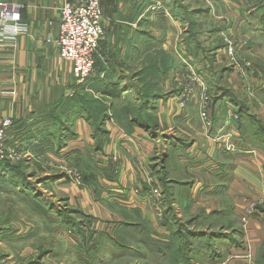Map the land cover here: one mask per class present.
Listing matches in <instances>:
<instances>
[{
	"label": "crops",
	"instance_id": "0c3cea01",
	"mask_svg": "<svg viewBox=\"0 0 264 264\" xmlns=\"http://www.w3.org/2000/svg\"><path fill=\"white\" fill-rule=\"evenodd\" d=\"M167 1L101 0L105 35L99 42L100 49L103 54L109 56L107 69L113 80L118 82L115 84L110 81L108 74L103 71L98 74L102 78L97 77L94 80L96 86H90L89 89L95 96H109V92H115V95L119 96V105L115 103L116 97H107L111 98L114 116L112 123L105 125L108 133L102 147V158L115 155L121 165L115 182L103 180L105 185L101 184L102 194L108 196L104 192L110 190L112 193L109 196L118 197H113V201L122 204V199L119 198L127 194V185L133 187L134 184L143 183L152 171L153 174L157 173L159 181L163 176L166 178L164 182L161 181L170 205L165 216L166 222L169 217H175L182 222L191 217L199 220L201 217L211 219L218 216L224 222L234 220L238 224L244 216L245 208L256 206L258 196L263 195L264 155L252 145L246 144L239 152L233 153L214 144L212 139L222 134L232 135L233 141L239 143V134L231 126L227 116V110H233L230 100L218 98L219 103L212 104V127L207 135L201 128L197 112L194 113V104H190V107L181 112L173 107L175 93L166 92L167 82L157 85L154 89L153 85L149 84L146 90L149 95L155 94L156 98L147 104L142 117L146 120L154 115L155 127L151 128L135 121L134 110L139 105L137 93L140 89L124 76L127 72L120 71L126 67V62L148 54L145 51L144 54L141 53V47L145 44L161 42L163 53L175 56L169 43L176 41L180 32L184 33L179 28L183 17L177 4L169 5ZM0 2L16 8L15 20L21 29L0 48V122L5 119L12 121V126L6 133L5 145L8 153L16 152L20 160L26 162L28 171H33V160L43 162L42 155L45 159L52 160L63 154L84 155L87 147L92 145L91 128L81 115L74 117L72 110L67 111L64 105L65 99L74 91V80L69 65L59 59L54 46L58 32V9L64 0ZM243 22L245 20L240 18V23ZM158 25L163 28L153 29ZM178 63L177 60L175 67L166 72L169 74L170 71L172 73L177 70ZM239 78L240 75L235 70H224L222 73L219 71L216 80L210 78L215 83H209L216 89L229 85L235 90ZM125 81L130 85L122 86ZM216 83L218 85H215ZM132 91L136 92L132 98L133 105L132 108H127L130 112L125 114L123 95ZM166 94L172 97L168 99ZM64 111L68 115L62 118ZM120 113L121 115H118ZM69 134L74 136L73 139H70ZM41 157L42 160H38ZM150 164H157L156 168L151 170ZM0 173L7 175L10 172L8 168L2 167ZM45 176L49 174H43V177ZM58 181L59 179L55 180L54 184ZM165 181L169 183L165 184ZM69 186V204L78 201L83 213H86L84 208L94 204L87 188L75 187L73 184ZM261 220L253 217L248 221L247 227L249 226L250 230L244 234H248L250 242L244 249H240L246 253V259L248 255L251 258L248 251L256 250L264 240V226L261 225ZM226 227L223 225V230L216 234L227 235ZM162 229L169 230V227L162 226ZM192 230L205 231L197 227ZM29 235L23 231L3 234V229L0 228V264H21L25 256L23 252L18 251H22V241L30 240V237H27ZM223 246L226 244L223 243Z\"/></svg>",
	"mask_w": 264,
	"mask_h": 264
},
{
	"label": "rangeland",
	"instance_id": "374dc122",
	"mask_svg": "<svg viewBox=\"0 0 264 264\" xmlns=\"http://www.w3.org/2000/svg\"><path fill=\"white\" fill-rule=\"evenodd\" d=\"M167 4H177L183 17L179 28L184 33L180 32L176 41L169 43L170 46L172 45L175 56L165 55L161 42L145 44L141 47V53L144 54L145 51L148 54L126 62V67L120 71L127 72L124 76H127L132 83L136 84V88L140 89L137 93L138 98H143L144 94L148 93L146 88L149 84L153 85L152 89H154L157 85L167 82L166 92L175 93L173 107L184 112L186 107L194 104L196 106L194 113L197 112L201 128L208 135L212 127V104L219 103L216 97L217 89L210 83H215L213 80L218 78L220 68L227 72L235 70L240 75L235 90L229 85H224L221 89L228 90L237 98V102L245 106L248 117L258 120L264 129V0H168ZM260 9L261 12L258 11ZM240 18L245 22L240 23ZM192 22H196L197 26ZM159 26L153 29L161 30L163 27ZM190 35L193 43L187 45L186 40ZM108 58L109 56L101 51L99 44L94 58L92 78L81 85L76 84L73 78L74 91L67 97V99L73 98L77 94L99 100L107 105L105 125L112 123L114 116L111 98H107L109 96L106 95L95 96L96 94H92L89 88L94 85L97 77L102 78L98 74L103 71L108 74L110 81L117 84L118 81L113 80V76L107 69ZM172 60L175 64L178 60L179 65L177 70L172 73L170 71L168 74L165 69ZM210 78L213 80L211 81ZM128 85H130L128 81H125L122 86ZM135 93L132 91L123 95L125 109L132 108V98ZM168 95L170 94H166L165 97H172ZM205 97L209 98H207L208 101ZM141 98L139 100H142ZM118 102L119 96L116 95V105H119ZM235 110L234 107L233 110H227V116L231 126L239 134L236 126L238 116ZM67 115L65 112L62 118ZM97 119L99 122V117ZM88 125L93 135V126ZM247 127V130H252V126ZM68 136L70 139L74 137L72 134ZM238 138L239 143H236L232 135L222 134L212 140L217 147L227 152L237 153L246 145L240 135ZM97 140L91 136L92 145L87 147L84 155L65 156L63 154L57 155L54 160L45 159L42 155L43 162L33 160L31 163L33 171L26 170V162L20 158L7 159L11 164L19 162L13 165L16 172H10L7 175L0 173V228L3 229V234L18 231L30 234L27 236L30 240L22 241L24 242L22 251H18L23 252L25 256L21 264H171V258L176 264H264V240L256 250L248 251L251 254V258L248 255L249 259H246V253L240 250L244 249L245 245L248 246L250 242L247 237V231L250 230L249 226L247 227L249 219L258 217L262 219L261 225L264 226V192L261 196L257 195L259 201L256 206L245 208L244 216L240 218L238 224L234 220L224 222L217 215L216 218L211 219L201 217L197 220L191 217L185 221H179L191 230L196 227L200 230L205 229L201 233L206 236L221 232L223 225L228 229V234L223 235L225 239H221L226 246L217 239L213 243L198 247L199 254L190 258L183 255L181 251L183 242L181 238L175 237L170 240L171 233L176 231L174 226L170 227V224L173 225L176 219L169 217L170 219L168 218L166 222L165 216L170 205L161 185V181L164 182L166 178L163 176L159 181L157 173L153 174L151 171L143 183L139 182L133 187L127 185V194L119 198L122 199L123 205L113 201V197L117 196H109L112 191L104 192L108 196L102 194V185H105L103 180L115 182L121 165L115 155L105 159L102 158L104 157L102 151H95ZM256 149L264 155L263 150ZM42 157L38 160H42ZM90 164L94 165L96 171L103 170L105 177L96 172L95 179L89 183L84 182V179L91 174L89 169L87 170ZM156 165L150 164V169H155ZM2 167L0 166V172ZM43 174H49V176L43 177ZM75 176H78V182H75ZM53 179H59L56 185ZM147 180L156 183L164 197L162 218L153 219L151 222L139 208L134 207L135 204L132 203L134 195H131L139 189L144 191L147 188L146 184L144 185ZM69 184L87 188L94 204L84 208L86 213H83L78 201L69 204L71 192ZM122 189L126 190L124 187ZM73 199L75 201V198ZM129 199L130 202H128ZM146 208L147 206L143 207L145 211ZM119 222L138 223L144 227L145 231H148L146 244L142 245L139 242L140 239L137 242V239L132 237L134 236L132 233H126L122 227H118ZM162 226H168L169 230H163ZM245 232L247 233L244 234ZM23 237L26 238L25 235ZM116 237H119L120 241L125 238L122 247L117 244ZM205 242H208L207 239ZM174 250L177 252L173 255ZM167 254L171 257L169 258ZM245 260L248 261L245 262Z\"/></svg>",
	"mask_w": 264,
	"mask_h": 264
},
{
	"label": "built area",
	"instance_id": "2783aa9c",
	"mask_svg": "<svg viewBox=\"0 0 264 264\" xmlns=\"http://www.w3.org/2000/svg\"><path fill=\"white\" fill-rule=\"evenodd\" d=\"M100 3L101 0H64L58 9L59 24L54 46L59 59L70 66L76 84L81 85L92 78L94 57L99 41L105 35ZM15 11L14 6L0 2V48L21 31L15 20ZM202 116L205 117L204 114ZM11 126L10 119L0 122V165L9 158H19L16 152L8 153L5 145L6 133ZM75 182H78V176H75ZM145 184L147 188L144 191L139 189L134 192L132 203L151 222L162 218L164 197L152 180H147ZM146 206L145 211L143 207Z\"/></svg>",
	"mask_w": 264,
	"mask_h": 264
},
{
	"label": "trees",
	"instance_id": "16d2710c",
	"mask_svg": "<svg viewBox=\"0 0 264 264\" xmlns=\"http://www.w3.org/2000/svg\"><path fill=\"white\" fill-rule=\"evenodd\" d=\"M261 10V9H260ZM191 35L189 36V38L186 40V44L189 45L192 42V38H190ZM95 58V57H94ZM172 59V58H171ZM175 61L172 60L170 62V64L168 65V67L165 69L166 71L169 70L170 68H172V66H175ZM95 66V64H94ZM224 70L222 69L220 71V73H222ZM218 92V94H216L217 99L218 98H227L230 100L231 104L233 105V107L236 109V114L238 116V120L236 122V126L238 127V131H239V135L243 141L244 144H251L253 145V147L261 149L264 151V129L261 125V123H258V120L256 119H251L248 117V115L246 114L245 111V106L240 103L237 102V98H235L230 92H228V90H224V89H217L216 90ZM109 96L116 97L115 92H109L108 93ZM74 96L73 98H66L64 101V105L67 108V110H72L73 116L77 117L79 115H81L84 120L90 124L91 126H93L94 129V136L92 135V137L96 140V146H95V151L99 152L102 151V147L104 145V143L106 142L107 139V130L105 128V121L107 119V110L108 107L107 105H104L101 101L99 100H94V99H90V98H85L84 96L81 95H77ZM158 95V94H157ZM141 98V97H139ZM156 95L151 94L149 95L148 93H146L143 98H141L142 100L139 101V105L135 108L134 112H135V121L154 128L156 122L153 119V117H147L146 120H143L142 117V113L144 111V109L147 107V104H150L151 100L155 99ZM99 108V109H98ZM125 114L129 113L130 110L125 109L124 110ZM118 115H121L118 114ZM97 117H99V122ZM109 119V118H108ZM113 119V117H112ZM247 126H252V130H247ZM93 163V162H92ZM11 163L9 161H5L3 164H1L0 166H3V169H9V172H16V168L15 166H11ZM89 169L90 171V175L88 177H86L84 179V182H91L93 179H95L94 174L96 172L100 173L103 177L104 173L103 170L96 171V168H94V165L90 164L89 166H87V170ZM89 178V181H88ZM111 181V180H109ZM23 184V183H22ZM134 212H136V210H132ZM174 226V228L176 229V231H173L171 233V237L170 240L172 238H181L183 240L182 242V246H181V251H183V255H187L190 258H194V255H198L199 254V248L202 245H208L207 243H213L214 240L216 241L218 239V241H221V239H224L223 235H219V234H210L209 236L204 235L201 232H195L193 230H190L187 228V226L185 224L180 223L178 220L174 221V224L171 225L170 227ZM118 227H122V229H124V231H126V233L129 234H133L135 237V239H138L139 242L143 245L146 244V237L148 235V231H145L144 227H142L140 224L138 223H131V222H119L118 223ZM207 239L208 242H205V240ZM116 240L118 241V245L119 247H122L124 245V241L125 238L120 241L119 237H116ZM121 243V244H119ZM177 252V250L173 251V255ZM167 256L170 258L171 256L167 254ZM170 263L173 264V259H170ZM176 264V263H174Z\"/></svg>",
	"mask_w": 264,
	"mask_h": 264
}]
</instances>
